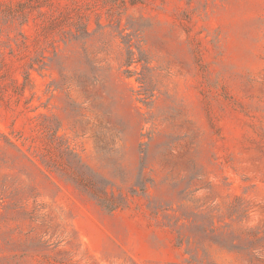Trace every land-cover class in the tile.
<instances>
[{
    "label": "rangeland",
    "instance_id": "374dc122",
    "mask_svg": "<svg viewBox=\"0 0 264 264\" xmlns=\"http://www.w3.org/2000/svg\"><path fill=\"white\" fill-rule=\"evenodd\" d=\"M0 7V264H264V0Z\"/></svg>",
    "mask_w": 264,
    "mask_h": 264
},
{
    "label": "trees",
    "instance_id": "16d2710c",
    "mask_svg": "<svg viewBox=\"0 0 264 264\" xmlns=\"http://www.w3.org/2000/svg\"><path fill=\"white\" fill-rule=\"evenodd\" d=\"M23 11L13 8H1L0 7V19L5 21H13L17 19L19 16H22ZM2 66V63L0 61V67ZM31 67H34V63H31ZM25 80H28V75H25ZM46 165H49V161L42 159ZM80 166L72 171V174H70V178L80 187H82L84 190H86L95 200L98 201V203L109 209L114 210L116 208H119L123 206L124 199L123 198H117L114 195L109 194L106 187L102 186V183L98 182L92 175H88L84 170H82V163L81 161L77 162Z\"/></svg>",
    "mask_w": 264,
    "mask_h": 264
}]
</instances>
